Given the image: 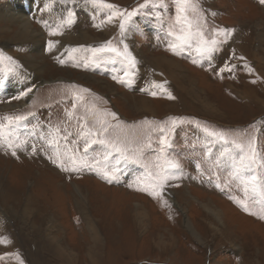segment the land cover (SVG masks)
Masks as SVG:
<instances>
[{
	"label": "rangeland",
	"instance_id": "rangeland-1",
	"mask_svg": "<svg viewBox=\"0 0 264 264\" xmlns=\"http://www.w3.org/2000/svg\"><path fill=\"white\" fill-rule=\"evenodd\" d=\"M107 2L122 10L139 9L123 37L118 21L94 27L108 10L83 0L75 4L0 0V10L8 4L26 11L39 32L35 39L11 40L8 31L13 28L0 14V52L22 65L10 73L0 64V123H7L6 117H25L10 128L16 143L23 142L16 156L6 145L0 147V237L6 241L0 243V264L21 260L23 264H264V219L235 202L245 197L231 178L232 160L222 156L223 146L209 143L194 123L178 124L169 134L170 147L164 155L177 160L180 168L173 170L174 178L165 186L167 205L138 190L137 183L147 171H155L162 135L158 129L169 117L200 121L209 128L247 130L256 136L264 156V5L259 0H199L209 34L213 28L234 29L211 57H200L192 51L176 55L167 49L174 0H163L167 7H154L158 0H150L143 9L139 6L145 0ZM72 8V23L61 28L60 35L49 36ZM17 30L14 26L15 34ZM50 39L59 42L51 53L45 51ZM66 39H73L74 45L68 46ZM109 39L114 43L123 39L137 59L136 75L128 86L112 78L123 75L119 60L105 57L85 68L83 60L89 53H77L76 60L63 65L55 59H66V48L95 46ZM154 43L162 48L157 50ZM155 58L164 60L162 67L153 68ZM245 62L253 72L246 70ZM226 64L235 67L225 70ZM167 69L178 71L179 85ZM153 80L167 81L175 99L141 91ZM72 83L102 99L83 93L85 101H77L69 119L66 110H72L73 97L67 86ZM29 87L34 91L24 96L26 100L15 99ZM92 103L126 122L128 127L115 130L110 138L125 142L138 163H117L115 152L105 161L108 149L101 144H93L84 154L77 117L85 115V107ZM73 154L84 157L80 171H63L58 165L64 162L70 167L68 158ZM84 162L95 167H84ZM113 166L119 169L118 179L109 183L101 173ZM206 205L219 210L218 218ZM250 207L259 211L258 206Z\"/></svg>",
	"mask_w": 264,
	"mask_h": 264
},
{
	"label": "snow or ice",
	"instance_id": "snow-or-ice-1",
	"mask_svg": "<svg viewBox=\"0 0 264 264\" xmlns=\"http://www.w3.org/2000/svg\"><path fill=\"white\" fill-rule=\"evenodd\" d=\"M63 4H75L78 0H60ZM175 16L174 19L168 24L166 29L167 49L173 54L179 55L184 51H192L200 57H211L212 54L219 50V46L227 42V39L231 37L234 29L232 28H213L210 30V34L207 29V20L204 15V10L200 7L199 0H174ZM84 4H91L100 9L108 10V14L104 19L100 20L99 23L95 24L94 27L102 28L105 25L119 22L120 35L123 37L128 22L131 18L137 14L139 9L134 11H127L120 9L117 5L108 3L107 0H83ZM150 3V0H145V4L139 6L143 9ZM259 3L264 5V0H259ZM154 7H167L163 0H158ZM157 18L159 13L156 14ZM216 15V13H212ZM72 23V10L69 9L67 18L56 28L49 31V36L60 35V29L65 25ZM223 37V39H220ZM59 42L55 40H48L46 43L45 51L51 53L56 48ZM67 58L62 59L60 56L55 57L58 63L61 65L65 64L68 60H76L77 53H89V55L83 60V66L87 68L91 64H95L105 57L119 60L123 65V75L113 76L114 80L119 83L128 86L133 82V77L136 75L137 59L129 50L128 45L121 39L118 43H114L112 39L106 40L99 45H78L75 47L66 48ZM244 60V57H240ZM196 62L195 60L193 61ZM0 64H3L8 72H16L22 68V65L13 57L7 56L0 52ZM79 66V63L74 64ZM232 67L225 65V70H231ZM244 67L248 72L254 70L248 66L245 62ZM255 81H253L254 83ZM167 81L162 83L155 80L141 89V91L147 92L151 96L158 94H166L169 99H175L170 91L165 86ZM34 87V86H33ZM33 87H29L26 91L20 93L15 99L27 96L33 91ZM68 91L73 97L72 110H66L69 119L75 115L77 108V101L84 102L85 96L83 93H90L95 97L96 100L102 98L96 96L95 93H91L90 89L76 85L74 83L69 84ZM159 89V92L153 90ZM7 123H0V147L7 146L11 150V154L16 156V149L21 147L20 143H16L13 138L12 131L10 128L17 125L21 120L25 119L23 116L6 117ZM79 123L78 136L84 140V154L86 155L89 148L93 144L104 145L108 152L104 156V160L107 161L108 156L113 152L118 154L119 159L138 163V158L130 156L129 149L125 142L117 139H112L111 134L115 130L123 132L128 127L126 122L120 120L117 113L109 109L100 108L97 104L92 103L85 107V115L77 117ZM91 122V124H89ZM185 122L194 123L197 128H200L203 133L210 138L209 143H218L223 146L222 156H227L232 160L233 170L231 172V178L238 181L242 187L244 193L243 200H237L236 203L250 215H258L260 219H264V156L261 155V151L257 145V138L255 135L249 134L247 130L240 129H215L209 128L203 125L200 121H185L183 118L169 117L168 121L159 127V132L162 133L159 144V156L157 157V163L155 164V171H147L144 178L138 180L140 191L146 192L153 198H160L163 204L167 205V200L164 199L163 193L167 182L174 178L172 175L173 170L180 168V163L177 160L169 159L164 154L168 147H170V133L176 128L178 124ZM143 123H150L144 121ZM154 123V122H153ZM59 132L60 129H55ZM66 140L67 137H64ZM147 147H151L149 143ZM138 151V150H137ZM59 158V153H57ZM84 161V157H77L73 154L68 158V164L71 166H65L64 162H61L58 166L63 171L72 172L80 171V162ZM53 163H56V159H53ZM97 164L99 162H96ZM84 167H95L89 166L86 162L83 163ZM119 171L115 166L112 167L111 171L104 170L101 173V178L112 183L118 179L116 173ZM132 185H129L131 187ZM219 187V184L217 185ZM252 206H258L259 211H251ZM0 243H6L4 238L0 237ZM23 264V261H20Z\"/></svg>",
	"mask_w": 264,
	"mask_h": 264
},
{
	"label": "bare ground",
	"instance_id": "bare-ground-1",
	"mask_svg": "<svg viewBox=\"0 0 264 264\" xmlns=\"http://www.w3.org/2000/svg\"><path fill=\"white\" fill-rule=\"evenodd\" d=\"M79 5V4H78ZM72 12H75V9H73L72 8ZM0 14L1 15H3L4 17H8V21H7V23H8V25H9V23L11 24V25H9V26H11L12 28H13V30H10V31H8L9 33H11L12 35H11V38L10 37H8L9 39H11V40H16L17 41V39H21V38H19V37H30V38H36V36H39V32L36 30V28L31 24V23H29V20H28V18H27V12L26 11H22V10H17L16 9V7H12L11 5H8V4H5V6L3 7V8H1V10H0ZM6 19V18H5ZM45 19V18H44ZM2 22V21H1ZM14 26H17V33L15 34V31H14ZM38 28V27H37ZM111 28V27H110ZM66 32H68V31H66ZM64 33V32H63ZM80 34V33H79ZM0 35H1V33H0ZM96 36V35H95ZM99 36V35H98ZM34 38V39H35ZM61 38V37H60ZM94 38V37H93ZM62 39V38H61ZM66 41H70V42H68V43H66L68 46H71V45H74V40L73 39H66ZM18 42V41H17ZM37 42H39V41H37ZM6 44L8 45V42H6ZM76 44V43H75ZM26 45V44H25ZM78 45V44H77ZM29 46V45H28ZM59 46V45H58ZM36 47H38L39 48V46H36L35 45V47L34 48H36ZM58 48V47H57ZM4 49V48H3ZM12 49H14V48H12ZM27 49V48H26ZM32 49V48H31ZM35 51V50H34ZM36 52V51H35ZM65 52V51H64ZM40 53H41V50H40ZM15 57V56H14ZM18 57V56H17ZM16 58V57H15ZM20 58H21V56H20ZM155 59H157L156 60V62H154L155 64H156V66L157 67H162V65H163V61L161 60V59H158V58H155ZM27 60V59H26ZM169 63L171 62V61H169V60H167ZM32 63V62H31ZM169 63H167V64H169ZM38 67V66H37ZM166 67V66H165ZM183 68V67H182ZM26 69V68H25ZM41 69V68H40ZM35 71V70H34ZM161 71V70H160ZM159 71V72H160ZM167 71H168V74H170V75H172V76H175L176 77V82L178 83V80H180V78H179V76H178V71H177V73H174L172 70H170V69H167ZM33 72V71H32ZM36 72V71H35ZM165 73V72H164ZM35 74V73H34ZM155 74V73H154ZM160 74V73H159ZM155 76V75H154ZM158 79V78H157ZM94 80V79H93ZM177 85H179V83L177 84ZM0 86H1V83H0ZM110 86H112V85H110ZM34 91V90H33ZM241 95H244V94H241ZM27 97V96H26ZM26 97H24L23 98V100H26ZM24 102V101H23ZM20 103V102H19ZM147 104V103H146ZM146 104H141V105H137L140 109H149V106H147ZM207 108H209L208 106H207V104H204ZM13 106H15V105H13ZM22 106V105H21ZM151 106V105H150ZM172 108V107H171ZM2 109V108H1ZM214 112H218L217 111V109L215 108L214 109ZM217 115H218V113H217ZM216 115V116H217ZM215 116V117H216ZM77 192H78V194L82 197V195L80 194V192H79V189H77ZM175 201V200H174ZM204 208V207H203ZM205 208L207 209V211H209V212H211L212 213V215H213V217H215V218H218V215H219V210H217L215 207H213L212 205L211 206H208V205H206L205 206ZM96 239V238H95Z\"/></svg>",
	"mask_w": 264,
	"mask_h": 264
},
{
	"label": "crops",
	"instance_id": "crops-1",
	"mask_svg": "<svg viewBox=\"0 0 264 264\" xmlns=\"http://www.w3.org/2000/svg\"><path fill=\"white\" fill-rule=\"evenodd\" d=\"M166 41H167V39H166ZM154 45L158 46V47H157V48H158L157 50H160V49L162 48V46H160V45L157 44V43H154ZM152 65H153V68L155 67V68L158 69V67L154 66V63H152Z\"/></svg>",
	"mask_w": 264,
	"mask_h": 264
}]
</instances>
